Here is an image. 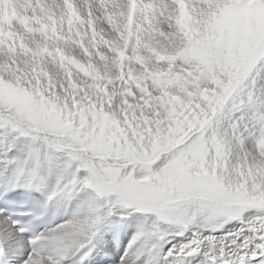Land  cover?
<instances>
[{
  "label": "snow or ice",
  "instance_id": "6c2138e0",
  "mask_svg": "<svg viewBox=\"0 0 264 264\" xmlns=\"http://www.w3.org/2000/svg\"><path fill=\"white\" fill-rule=\"evenodd\" d=\"M0 264H264V0H0Z\"/></svg>",
  "mask_w": 264,
  "mask_h": 264
}]
</instances>
